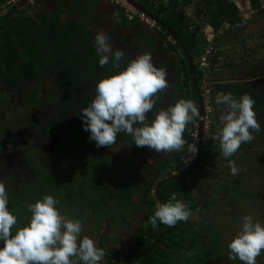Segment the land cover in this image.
Returning a JSON list of instances; mask_svg holds the SVG:
<instances>
[{"label":"flooded vegetation","instance_id":"1","mask_svg":"<svg viewBox=\"0 0 264 264\" xmlns=\"http://www.w3.org/2000/svg\"><path fill=\"white\" fill-rule=\"evenodd\" d=\"M9 3L10 0H0V182L5 184L9 210L18 220L12 234L15 235L19 228L29 224V204L52 195L58 201L56 207L62 215L81 221L82 232L78 241L88 236L98 248L104 250L102 262L139 264L144 260L150 264V257H155L157 248L161 253H166L165 245L169 242H160L169 240L171 232L175 231V226L169 228L163 224H159L156 230L152 228L149 217L154 215L157 201L167 203L175 194L176 199L191 210V216L200 211L210 216L213 210L221 218L218 222H227L226 216L230 211L221 207L222 202L227 200L234 209L232 195L245 199L242 197L244 190L241 180L249 168V159L254 156L259 159V154L240 161L231 160L241 169L236 175L231 173L230 160L225 164L220 158L215 160L220 164L216 166L221 168L215 169L217 172L213 186L218 190L231 188V191L236 192L225 198H222L224 194L221 195L223 191L220 195L216 194L213 207L205 191L207 185L202 183L204 171L214 159L210 150L203 156L200 153V159L188 174L179 179L176 177L181 173L173 174L186 153L191 123L187 125L183 136L187 141L184 148L172 153H156L146 147H137L133 138L125 134H118L112 146L97 148L94 141H89L90 134L84 131L80 111L94 98L98 82L125 70L131 60L139 56L138 51L128 49L126 44L114 39L107 30H112L111 20L113 22L116 16L127 26L120 11L108 1L95 15L89 14L88 10L76 14L78 0L66 4L62 1L60 7L55 4L50 8L26 5L27 9L20 12H15L16 6ZM235 5L237 10L245 11L243 0H235ZM91 7L88 9L92 10ZM262 17L264 13H259L248 20L250 22ZM207 19V25L211 26L210 14ZM191 29L187 32L192 34L198 28ZM100 31L110 38L113 52L119 49L125 53L119 68L113 67L111 59L107 65H99L100 56L97 55L94 41ZM168 38L166 33H155L150 37L152 41L146 40L148 45L161 46L168 53L175 49L172 56L178 70L176 78L171 69L168 70L166 78L170 87L153 97L156 106L146 114L149 121L155 119L161 108L167 109L181 99L195 98L187 62L178 46L172 39L169 42ZM195 40L199 43L197 35ZM200 43L198 50L202 46ZM201 53L198 57L197 52L188 53L195 68V85ZM19 55L25 56L24 61L19 60ZM153 56L158 55L154 53ZM163 62L156 61L153 65L164 70ZM175 86L176 92L173 90ZM214 124L218 133L220 127L215 120ZM93 162L96 163L90 164ZM201 169L202 173L198 174ZM195 175L197 178L191 177ZM175 180L183 184L182 191H179L181 195L173 192L164 198V185L169 183L164 182ZM84 182L86 186L94 187L95 194L91 198L85 196L82 189ZM160 183L163 184L159 187ZM122 188L126 189L125 193L120 192ZM250 195L247 202H251L249 198L264 202V194ZM121 196L123 205H120ZM201 201L209 203L203 207ZM111 210L116 214H111ZM118 222L123 225L119 229L116 228ZM218 222L203 219L205 228ZM172 238L175 240V236ZM0 247H3L2 241ZM170 258L169 264H175V258ZM72 259L74 264H83L76 257Z\"/></svg>","mask_w":264,"mask_h":264},{"label":"clouds","instance_id":"2","mask_svg":"<svg viewBox=\"0 0 264 264\" xmlns=\"http://www.w3.org/2000/svg\"><path fill=\"white\" fill-rule=\"evenodd\" d=\"M94 44L101 67L110 59L113 67H120L125 53L119 49L113 52L107 34L97 32ZM166 76L165 70L153 65L152 56L144 53L132 59L125 70L98 82L94 98L80 111L84 131L90 134L89 141H94L97 148L112 146L118 134H125L133 138L137 147H146L156 153L183 149L187 143L183 138L187 125L200 117L195 101L181 99L167 109L161 108L154 120L146 119V114L156 106L153 97L170 87ZM215 102L226 108L221 117L222 128L211 138L220 141L222 155L228 158L236 154L243 143L254 138L250 129L258 132L261 126L250 95L244 94L236 100L231 93H219ZM188 151L196 153L197 148L189 144ZM229 165L233 175L241 170L234 161L230 160ZM8 204L5 184L0 182V241L3 242L0 264H74L73 257L83 264H100L104 258V250L88 236L78 241L81 221L62 215L54 196L47 195L42 201L29 204L30 222L15 235L12 229L18 220ZM192 214L173 194L167 203L156 202L149 223L154 230L159 224L172 228L178 222H186ZM228 249L230 259L256 264L257 257L264 251V225L254 222L251 216L243 217L242 228L228 244Z\"/></svg>","mask_w":264,"mask_h":264},{"label":"crops","instance_id":"3","mask_svg":"<svg viewBox=\"0 0 264 264\" xmlns=\"http://www.w3.org/2000/svg\"><path fill=\"white\" fill-rule=\"evenodd\" d=\"M158 2H166V4H163L166 11L181 12L180 9H183V11L188 13L190 16L189 28L198 27L197 39L202 43L199 53L206 45H212L214 47L215 53L209 61L208 80L212 87L211 100L214 109V120L220 127L219 129L222 128L221 117L224 114L223 110L226 106L216 104L215 100L217 94L231 93L236 100H239L242 95L248 94L255 101L253 111L256 113L257 122L261 126L260 131L257 132L250 129L254 138L248 143H243L238 152L228 158H225L222 155L220 142L212 144L209 150L210 154L214 156V159L210 161V166L204 171L202 178V183L203 185H207V190L209 186H213L215 183L214 176L217 172L215 169L219 170L221 168L216 166L220 165L218 161H215L217 158H220L222 164H225L227 160L240 161L243 158L247 159L251 157L253 154H259L260 157L264 156V135L262 137L261 134V132L264 131V80L261 81L258 77L262 76V78H264L260 71L262 70L264 73V17L256 18L253 21L251 20L252 22H249V17L256 16L259 13L253 16H248L246 12L250 7L249 0H243L245 12L237 10L239 13V20L232 24L231 28L229 27L230 24L225 21L219 29H214L207 25V18L212 10L205 9L199 0L197 4L198 6H195L193 12H189L191 8H189V5L186 6L185 2L182 0H158ZM175 2L177 5L180 3V6L175 5ZM230 2L236 7L235 0H230ZM260 14L263 13L260 12ZM188 15L186 14V17ZM204 23L206 25L203 28L202 25ZM131 27L143 31L140 35L148 36L147 42L152 41L150 37H153V34L155 35L154 32L152 34L149 30L144 31L145 28L143 27H140L139 29L137 24L136 26L132 25ZM199 28L201 30H199ZM155 49L156 55L161 56V46H156ZM159 56H156V58L161 60ZM161 58L162 61L167 62L168 70L171 69L176 78L178 70L175 64L172 65L169 63L167 56L163 55ZM173 90L176 92V86ZM192 101H196V97ZM250 177L251 175H247V177L243 178L247 180V187L254 186L256 183V178L254 179V183H252V181L249 180ZM242 189L244 190V188ZM212 192L213 195H220L221 193L218 189H215V191L213 190ZM254 193L260 195L264 194L260 193V190H257ZM211 204L213 206L214 201H211ZM100 264L106 263L100 261Z\"/></svg>","mask_w":264,"mask_h":264},{"label":"rangeland","instance_id":"4","mask_svg":"<svg viewBox=\"0 0 264 264\" xmlns=\"http://www.w3.org/2000/svg\"><path fill=\"white\" fill-rule=\"evenodd\" d=\"M62 1H64L66 4V2L68 3L72 0H16V1L10 0L9 5L16 6V9L14 11L20 12V11L27 9L26 5L30 6V7H34V5H35V8H38V7L50 8L51 6H55V4H56L57 6L60 7V4ZM78 1H79V5L76 6V8H75L76 14H78V15L83 13L84 10H88V12H90L89 14L95 15L98 11H100L101 9L104 8L105 3L107 1L109 2V0H78ZM92 2H93V4H92ZM166 2L165 3L161 2V4L162 5L166 4ZM149 3L152 5L154 4L155 6L159 5V4H157L158 0H150ZM91 4H92V7H91ZM197 4H198V0H188L185 2V5L186 6L189 5V8H191L189 12H193V9L195 8V6H198ZM175 5H177L176 2H175ZM177 6H180V3H178ZM90 7L92 10L88 9ZM250 7H251V5H250ZM66 8L68 9L67 6H66ZM185 8H187V7H185ZM80 9H81V12H80ZM180 10L184 15H186V14L188 15V13L183 11V9H180ZM2 13H3V11H2ZM121 13H122V11H121ZM89 14H87V15H89ZM122 15H123V13H122ZM123 17H124V15H123ZM123 20H125V19H123ZM121 21L122 20L119 19L118 16H116L113 19V22L111 20L110 26H111L112 30L107 28V30L110 31V35L112 37H114V39L115 38L119 39L121 42L126 44V47H128V49H130V50L138 51L139 54L147 53V54L151 55L152 56V62L160 61L158 58H156V56L155 57L153 56L155 53V47L150 46L146 43L148 36L139 35L140 30H138L136 28L133 29V27H131L132 25L136 26V24H137L139 29H140L141 25L136 21H132V22H126L125 21L127 23V26H126L125 24H122ZM189 21H190V16L188 15L187 21L185 22V28L187 31H188V29L190 30ZM205 25H206L205 23L202 25L203 28ZM196 27H191V28L193 29ZM199 30H201V29L199 28ZM149 32L152 33L151 31H149ZM161 34H163V33H161ZM18 52L20 54H22L21 51H18ZM159 57L162 61L161 56H159ZM18 58H19V60L24 61L25 56L19 55ZM26 59H27V57H26ZM261 134L263 137V132H261ZM258 157H259V159H256V156H254L253 159H249V162L247 163V166L249 168L245 172V177H247V175H251L249 180H251L252 183H254V179L256 178L255 185L247 187L246 186L247 180H245V179L241 180L242 187L244 188L242 197L245 198L246 201H245V199H241L240 197L234 198L235 195H232V199H233L232 202L235 203V207H234L235 209H232L233 205L229 204L227 200L222 202L221 207H223L224 210L230 211L229 215L226 216L227 222H224V221L218 222L221 220V218L218 216V214H214L213 210H212L213 214H211L210 216H208L209 213H204L205 215H203V212L200 211V212H196L193 216H190L189 219L187 220L188 222L193 224L192 229L190 230L188 235L191 237H200L199 239H200V241H202L201 245H199V244L194 245L195 246L194 252H195V254H197L200 257L198 264H242V262L239 261V259L233 260V259L229 258L228 244L240 232V230L242 228L243 222H241V221H243V217L251 216L253 218L254 222L258 221L262 225H264V202H262L258 198H255L254 201H252V199L249 198L251 202H247V201H249L248 196L250 194L256 192L257 190H260V193H264V191H262V190H264V161L262 160V158L264 156L263 157L258 156ZM96 162H93L90 164H95ZM82 189L85 192V196L87 198H91L93 196V194H95L94 187L90 186V185L86 186L85 182L83 183ZM230 189H228V188L220 189V191H223L221 193V195L224 194V196L222 198H225L228 194H231V193L235 194L236 191L235 190L231 191ZM213 190L215 191L214 186H209L207 188V190H205L206 192H208L207 195L209 196V201H215V199H216V196L213 195V192H212ZM226 190H228V192H225ZM125 191H126L125 188H122L120 190L121 193H125ZM121 198L122 199H120V203H121L120 205H123V203H124L123 202V200H124L123 196H121ZM259 198H261V197H259ZM209 201H201V203H203V207H205V204H208ZM191 202H192V200H191ZM227 203H228V205H227ZM115 204L116 203L111 204V207H113ZM120 205H117V206H120ZM224 206H226V207H224ZM259 209L261 210L260 213H259ZM117 211H119V209H117ZM111 214H116V212L114 210H111ZM116 218L117 219L119 218L118 214H117ZM204 218L206 219V221H207V219H209V222H218V223L213 224V225H208V228H205L204 227L205 225L203 224ZM121 226H123V225L118 222L116 228L119 229ZM204 228L206 229V231H204ZM219 236H220V238L218 239ZM205 240H206V243H205ZM205 244H208V245L205 247ZM206 248H208V249L213 248L217 251L214 250L213 253L210 252L209 255H207L205 257L204 253H205ZM177 264H186V263L183 260H179V261H177ZM192 264H196V263L193 262ZM256 264H264V251H262L261 254L257 257Z\"/></svg>","mask_w":264,"mask_h":264},{"label":"trees","instance_id":"5","mask_svg":"<svg viewBox=\"0 0 264 264\" xmlns=\"http://www.w3.org/2000/svg\"><path fill=\"white\" fill-rule=\"evenodd\" d=\"M2 2L4 0H1ZM139 6L146 9L150 14L159 19L165 26H167L181 41L185 49L189 54L196 53L199 56V43L196 42L195 37L198 30L195 33H188L185 29V22L187 21L186 15L182 12H168L165 11L164 7L159 5L158 7L154 4H150L149 0H134ZM205 9L212 10L210 13L209 23L214 29H219L221 25L226 21L229 24H234L239 20V15L236 7L230 2V0H199ZM251 8L257 10L259 8V0H250ZM201 44V43H200ZM169 48H174L168 45ZM201 53V52H200ZM198 74H196V78ZM205 155V154H204ZM203 156V155H202ZM181 164L175 169L177 172ZM202 169L199 170L198 174H201ZM192 178H197V176H191ZM168 183V182H167ZM183 183V182H182ZM165 193H163L164 198L169 197L173 192L179 193L181 195V188L183 189V184L179 180L169 182L164 185ZM182 191V190H181ZM187 198L186 196H184ZM192 225L187 222H180L179 225L175 226V231L171 232V237L175 236V240L171 237L169 240H161V244L168 241L169 243L165 245L166 253L162 252L159 248L155 250V257H150V264H169L170 257L175 258V264L177 261L183 260L186 264H192L195 262L199 263L200 257L194 252V245H201L199 237H191L188 235ZM175 234V235H174ZM199 240V241H198ZM206 243V240H205ZM208 244H205V247ZM215 249L206 248L205 257L209 255L210 252H214ZM217 251V250H215ZM161 254V256H160ZM106 264H113L108 261ZM116 264H126V262H118ZM139 264H146L144 260L140 261Z\"/></svg>","mask_w":264,"mask_h":264},{"label":"built area","instance_id":"6","mask_svg":"<svg viewBox=\"0 0 264 264\" xmlns=\"http://www.w3.org/2000/svg\"><path fill=\"white\" fill-rule=\"evenodd\" d=\"M109 2L114 7H116L120 11V13L122 11L124 15L123 18L126 22L136 21L141 25V27L148 29L156 34H165L164 31H162L154 21L150 20L143 13L135 10L124 0H109ZM260 12H264V0H259V8L257 10H253L251 7H249L246 13L248 16H253ZM168 41H171L170 37L168 38ZM214 53V47L212 45H206L203 48L201 56L199 57L197 62L198 77L196 90L198 92L200 102L195 101L194 104L197 106L198 111L200 112V117L194 119V121L191 123V131L189 134L188 143V145H195L197 148V152H189L187 146L186 153L180 161L181 166L179 170L173 174L182 173L190 168L194 163L198 152L200 151L202 155L206 154L209 150L210 145L218 140L211 138L216 136L217 132L215 131V124L213 119V103L211 100L212 87L208 80V69L210 64L209 61L213 57Z\"/></svg>","mask_w":264,"mask_h":264},{"label":"water","instance_id":"7","mask_svg":"<svg viewBox=\"0 0 264 264\" xmlns=\"http://www.w3.org/2000/svg\"><path fill=\"white\" fill-rule=\"evenodd\" d=\"M126 3H128L130 6H132L135 10L139 11L140 13H143L145 16H147L150 20L154 21L160 28L162 31H164L169 37L170 39H172V41L178 46V48L180 49V52L182 53L183 57L185 58L186 62H187V65H188V69H189V74L192 78V82H193V86H194V91H195V97H196V101L197 102H200L199 101V96H198V92L196 90V85H195V68H194V65L192 63V59L191 57L189 56L187 50L185 49V47L183 46V44L181 43V41L177 38V36L167 27L165 26L159 19H157L155 16H153L152 14H150L146 9H144L143 7L139 6L134 0H124ZM183 2H186L188 0H182ZM244 12V11H243ZM159 41L156 42V44L158 43ZM175 51V49L173 50ZM172 51V52H173ZM163 52V53H162ZM162 52H161V56H167L168 57V60H169V63H171L172 65H174V58H173V53L170 52L168 53L167 51L165 52V50L162 49ZM141 55V54H140ZM175 56V55H174ZM164 66H165V71L167 73L168 71V64L166 61L163 62ZM174 70V69H173ZM261 73L263 74L264 76V73L262 70H260ZM261 81L264 80V78H262V76H258ZM200 129H201V123H200ZM199 129V130H200ZM200 159V151L198 152V155L193 163V165L188 168L186 171L182 172L181 174H179L176 178H181L182 176L188 174L192 169L193 167L195 166L196 162ZM167 182H170V181H166L164 183H167ZM163 183H160L159 187L162 185Z\"/></svg>","mask_w":264,"mask_h":264}]
</instances>
